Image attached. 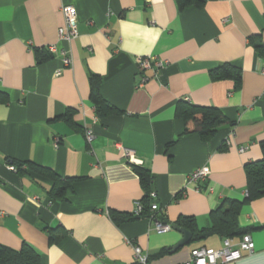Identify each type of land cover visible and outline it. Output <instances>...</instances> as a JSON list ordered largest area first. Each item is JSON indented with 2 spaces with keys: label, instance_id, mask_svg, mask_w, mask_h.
I'll return each mask as SVG.
<instances>
[{
  "label": "crops",
  "instance_id": "crops-1",
  "mask_svg": "<svg viewBox=\"0 0 264 264\" xmlns=\"http://www.w3.org/2000/svg\"><path fill=\"white\" fill-rule=\"evenodd\" d=\"M65 6L77 13L69 42L58 35ZM253 42L264 45V0L181 9L176 0H0V245H26L39 264H135L133 248L151 258L181 235L157 234L148 217L117 224L113 216L155 203L171 228L187 217L201 229L224 200L242 202L245 166L262 158L264 141V57ZM138 57L162 65L140 70ZM224 64L239 70L238 85L212 79ZM91 79L114 112L96 114ZM182 105L213 107L226 123L202 141L195 122L176 116ZM11 161L23 172L9 171ZM134 166L146 171L147 189ZM202 167L207 181L187 185ZM52 174L66 186L63 199L51 195ZM238 224L254 250L225 264H264V196L242 205ZM195 243L149 264L223 248L216 235Z\"/></svg>",
  "mask_w": 264,
  "mask_h": 264
},
{
  "label": "trees",
  "instance_id": "trees-1",
  "mask_svg": "<svg viewBox=\"0 0 264 264\" xmlns=\"http://www.w3.org/2000/svg\"><path fill=\"white\" fill-rule=\"evenodd\" d=\"M179 9L188 5L200 7L204 0H176ZM257 53L264 57V45L262 43H252ZM45 61L44 57L39 62ZM211 77L213 80H221L231 78L236 85L240 81V72L230 65H222L215 70H212ZM90 99L95 107V112L98 116L106 115L105 110L109 113L114 112L107 106L99 95V81L91 79L90 81ZM176 116L181 118L185 125L189 121H193L197 125L196 132L202 141H209L216 133L219 127L226 123V119L222 114L213 107H194L182 105L176 110ZM192 131L186 127L182 135H187ZM175 142L169 143L171 146ZM262 158L259 161L249 163L245 166L246 177V198L242 202L224 200L221 205L210 212L209 225L199 229L196 226L193 218L181 217L176 221L179 228L189 231L192 235L191 243L204 240L211 236H218L222 239L240 237L247 233V230L241 228L238 224L239 210L243 204L251 202L264 196V141L260 143ZM10 165L14 166L15 172H23L22 164L11 161ZM25 171V170H24ZM134 171L140 179V183L145 189L148 188L150 179L141 167L134 166ZM52 189L51 195L55 198H64L66 186L61 179L52 174ZM148 192V191H146ZM148 199V194L145 196ZM145 199V200H146ZM149 201V200H148ZM144 212L141 217H149L150 205L143 204ZM133 216V215H132ZM119 218L113 216V221L119 224L121 221H133L140 217ZM162 221L164 220L160 214ZM164 222V221H163ZM171 249L164 248L156 253L153 257H148V262L162 259L164 256L171 254ZM0 264H39V255L36 254L30 247L23 245L19 251H13L0 245Z\"/></svg>",
  "mask_w": 264,
  "mask_h": 264
},
{
  "label": "built area",
  "instance_id": "built-area-1",
  "mask_svg": "<svg viewBox=\"0 0 264 264\" xmlns=\"http://www.w3.org/2000/svg\"><path fill=\"white\" fill-rule=\"evenodd\" d=\"M64 18V26L58 31L59 38L66 41H72L77 38V13L72 6H65L61 10ZM48 52L55 53V47H49ZM64 54V53H63ZM155 60V61H154ZM154 61L156 67H161L162 63L156 61L153 57H138L136 59L137 65L140 70L150 68L152 62ZM71 63V58L69 56L63 58L64 66H68ZM261 74L264 76V66L261 70ZM93 135L91 132H87L86 139L88 142L91 141ZM246 148H240L239 152H244ZM134 152L129 149L123 150V158L128 161V163H135ZM8 170L15 172L16 169L12 165L7 166ZM210 176V170L207 167H202L196 169L188 175L187 185H194L197 188L202 182H206ZM151 198L155 197V194H150ZM144 212V206L141 202L135 204V208L132 212L134 217H140ZM149 221L153 225L154 230L157 234H165L172 230L171 226L165 224L160 217V208L157 204H150L149 208ZM254 250V244L251 237L248 234L241 236L238 242H233L229 238L223 239V248L221 250H213L206 248H197L191 250L189 258L178 264H225L233 263L241 258L242 253H252ZM134 262L135 264H149L148 255L143 253L140 248H133Z\"/></svg>",
  "mask_w": 264,
  "mask_h": 264
},
{
  "label": "water",
  "instance_id": "water-1",
  "mask_svg": "<svg viewBox=\"0 0 264 264\" xmlns=\"http://www.w3.org/2000/svg\"><path fill=\"white\" fill-rule=\"evenodd\" d=\"M172 230L181 235V239L170 250L171 253H175L177 250L187 246L191 242L192 235L189 231L179 228L177 225H173Z\"/></svg>",
  "mask_w": 264,
  "mask_h": 264
},
{
  "label": "rangeland",
  "instance_id": "rangeland-1",
  "mask_svg": "<svg viewBox=\"0 0 264 264\" xmlns=\"http://www.w3.org/2000/svg\"><path fill=\"white\" fill-rule=\"evenodd\" d=\"M193 244H196L195 242H193Z\"/></svg>",
  "mask_w": 264,
  "mask_h": 264
}]
</instances>
